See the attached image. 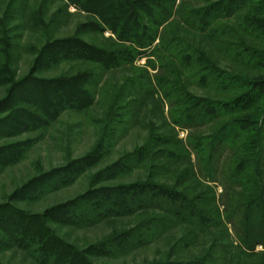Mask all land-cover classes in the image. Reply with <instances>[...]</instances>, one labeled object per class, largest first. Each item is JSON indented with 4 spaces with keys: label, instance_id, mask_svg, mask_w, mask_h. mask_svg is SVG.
Instances as JSON below:
<instances>
[{
    "label": "trees",
    "instance_id": "16d2710c",
    "mask_svg": "<svg viewBox=\"0 0 264 264\" xmlns=\"http://www.w3.org/2000/svg\"><path fill=\"white\" fill-rule=\"evenodd\" d=\"M60 1L89 17L82 32L105 41L47 34L30 48L29 73L19 76L11 33L21 0L10 1L0 14V172L22 161L63 113L90 112L98 95L103 130L88 155L32 178L0 204V254L17 249L37 264H112L97 260L169 235L171 254L145 264H264V0ZM52 21L32 25L40 31ZM66 63L71 70L49 76ZM117 71L126 76L112 84L105 77ZM149 101L161 116L143 124V144L109 161ZM32 133L39 136L14 140ZM91 171L93 185L71 200L42 213L17 205ZM125 218L134 223L116 226ZM102 222L110 233L86 246L57 231ZM183 250L193 254L181 258Z\"/></svg>",
    "mask_w": 264,
    "mask_h": 264
},
{
    "label": "rangeland",
    "instance_id": "374dc122",
    "mask_svg": "<svg viewBox=\"0 0 264 264\" xmlns=\"http://www.w3.org/2000/svg\"><path fill=\"white\" fill-rule=\"evenodd\" d=\"M11 0H0V14H3L5 9L10 5ZM203 4V3H201ZM200 5V4H196ZM19 12L16 14L14 20V26L16 29L11 33L15 35L16 48L13 51L14 61L17 65V71L19 76H24L29 73L32 65L34 55L30 52V48L33 46H41L45 41V35L54 37H72L76 35H82L83 38L89 42L102 45L104 38L101 34L92 31L82 32L81 25L88 24L90 19L84 14L78 12L74 6H68L60 0H21L19 5ZM42 17L46 23H49L52 19V26L41 29L40 31L33 27V22L37 18ZM111 35L106 32L104 36L107 38ZM106 43V42H105ZM146 58L138 60L137 65L143 66L146 63ZM224 67L228 66L227 61H223ZM73 64H63L60 71L49 74L57 75L59 72H67L71 70ZM153 74V70H150ZM126 76L125 73L119 71L115 74H109L105 78L112 84L117 80H122ZM109 83V84H111ZM199 94H203L205 90L200 88H194ZM112 91V88H109ZM4 91L0 88V98L3 96ZM109 98V97H108ZM103 100L101 99V102ZM100 102L99 95L96 97L95 105L88 113H79L73 111H67L62 114L60 120L54 124L46 133L45 137L39 142L34 143L33 146L27 151L24 159L19 163L7 167L4 171L0 172V204L10 202L11 196L22 189L32 178L41 175L44 172L51 169L61 167L70 160L84 157L88 155L95 147L99 140L103 126L99 125L96 121L104 119V107ZM155 107L152 106V102L149 101V106L146 110L141 111L140 124L136 123L128 132L123 133L116 142L114 153L111 154V160L118 158V155L132 151L136 146H140L145 141L148 135L147 127L143 126L150 120H156L160 118V112L157 102ZM165 114H168V107L165 108ZM181 138H186L187 132L179 130ZM39 136L37 133L25 134L14 140L26 139L30 137ZM96 171V170H94ZM94 171L87 172L74 183L68 187L60 190L48 193L40 200L35 202H17V205L33 213H42L47 208L59 203L71 200L78 195L87 191L94 183ZM137 174V173H136ZM129 176L124 180H135L139 174ZM218 194L222 189H217ZM134 223L133 218L118 219L116 226L126 227ZM58 234L69 242H74L79 246H86L91 243H95L102 240L107 236L111 227L107 226L105 222L89 227L86 229L81 228H58ZM171 236L165 235L156 240L152 244L136 248L134 247L128 253L115 259H102L97 260L100 262H109L112 264H145L155 260H160L162 257L171 254ZM261 250V248H258ZM193 253H197V250H192ZM190 250L181 251L179 255L181 258L191 256ZM0 261L6 264H37L31 257L19 251L17 249L9 250L0 254Z\"/></svg>",
    "mask_w": 264,
    "mask_h": 264
}]
</instances>
